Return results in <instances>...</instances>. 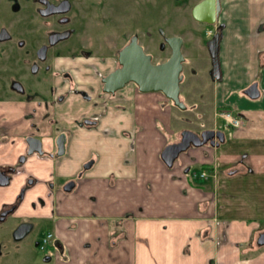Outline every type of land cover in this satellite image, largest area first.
Listing matches in <instances>:
<instances>
[{
  "label": "crops",
  "instance_id": "obj_1",
  "mask_svg": "<svg viewBox=\"0 0 264 264\" xmlns=\"http://www.w3.org/2000/svg\"><path fill=\"white\" fill-rule=\"evenodd\" d=\"M193 21L194 29L206 27ZM213 28L220 72L213 75L209 64L211 115L227 106L242 124L222 127L217 146H190L172 166L162 160V149L182 129L198 131L204 123L180 116V123L198 126L174 128L163 95L148 97L149 108L141 103L145 95L132 102L125 125L116 112L99 129H80L79 144L70 142L69 150L80 147V167L90 151L95 160L82 173L78 192L59 205L54 231L65 258L57 264H264V244L257 242L264 232V0H220ZM179 35L182 44L194 40L206 48L198 35ZM252 82L259 89L255 99L243 93ZM154 99L163 100L161 108ZM185 105V112L204 119L198 99ZM68 161L60 168L71 176L78 166L65 168ZM193 165L199 179L191 174Z\"/></svg>",
  "mask_w": 264,
  "mask_h": 264
},
{
  "label": "flooded vegetation",
  "instance_id": "obj_2",
  "mask_svg": "<svg viewBox=\"0 0 264 264\" xmlns=\"http://www.w3.org/2000/svg\"><path fill=\"white\" fill-rule=\"evenodd\" d=\"M109 1L0 0V264L7 259L57 264L65 258L64 245L50 227L61 218L60 203L78 192L82 173L95 160L90 151L80 167V147L70 152V142L79 144L80 129H99L116 112L125 125L136 94L165 96L142 91L132 80L106 89L104 77L122 67L121 51L133 41L150 54L144 42L150 30L128 27L133 22L128 11L114 27L107 25ZM160 36L159 52L168 48L170 55L166 37ZM150 55L153 64L169 57L153 62ZM222 109L231 110L222 106L215 113ZM233 115L241 125L242 117ZM217 125L196 132L219 130ZM62 160H69L65 168L78 166L71 176L62 172Z\"/></svg>",
  "mask_w": 264,
  "mask_h": 264
},
{
  "label": "rangeland",
  "instance_id": "obj_3",
  "mask_svg": "<svg viewBox=\"0 0 264 264\" xmlns=\"http://www.w3.org/2000/svg\"><path fill=\"white\" fill-rule=\"evenodd\" d=\"M109 1V5L111 4ZM112 9L106 14L104 8L105 21L108 26L114 27L116 18L119 19L124 17L125 12L128 11V15L131 16L133 22H128V27H131L132 30L137 27L148 28L150 30V36L145 42V49L152 54L153 62L157 61L162 55L167 57L169 55V49L165 48L164 52H159L157 48V43L161 38V34L165 37L182 34L186 39H188L187 34L192 33L193 36H199L204 44L206 45L209 40L208 35L205 34V28L201 27L200 29H194L196 23L193 21L191 11L193 6L197 3V0H113ZM112 12V14H111ZM111 19H109V17ZM203 24V23H201ZM158 28V29H157ZM161 30V32H160ZM179 33V34H175ZM160 34V35H159ZM181 37V36H180ZM184 38V41H185ZM181 52L184 57L182 63V73L183 80L180 83V99L184 103H189V98H193L200 104L199 110L205 112L204 119L200 117H192L190 112H185L183 109H179L176 106H172V117L175 122L173 125L176 127H194L196 122L191 124H183L179 122L180 116L190 117L192 120L203 121L202 127L212 126L213 120L218 123V114L220 112H214L211 115L212 111V84L209 77V64H211V58L208 50L205 48H200L197 46L196 41L194 42H184L181 46ZM219 64V63H218ZM196 71V74L193 72ZM189 85V87H187ZM199 88V92L195 91ZM160 92H145L142 95H145L146 98L142 99V105L149 108L150 99L153 95L159 94ZM161 95V93H160ZM138 100L139 95L136 94ZM162 96V95H161ZM149 97V98H148ZM246 98V97H245ZM250 100V99H248ZM158 103L159 107L163 100L154 99ZM254 101V100H250ZM168 105H171V102L168 101ZM187 109L186 111H188ZM220 111V110H219ZM221 122V121H220ZM186 123V122H185ZM228 125V124H227ZM201 127V125H199ZM240 126V125H239ZM174 133L172 131L171 138H174ZM182 154V153H181ZM191 174L199 179L200 169L198 166L193 165L190 169ZM194 173V174H193ZM10 190V189H9ZM264 206V199L262 200ZM51 230H54L50 227ZM48 247V245L46 246ZM34 252L39 253V256L42 255L37 247L34 248ZM9 260V261H8ZM3 264H15L13 259H7ZM28 264V263H27ZM37 264H43L37 262ZM48 264H51L49 262Z\"/></svg>",
  "mask_w": 264,
  "mask_h": 264
},
{
  "label": "water",
  "instance_id": "obj_4",
  "mask_svg": "<svg viewBox=\"0 0 264 264\" xmlns=\"http://www.w3.org/2000/svg\"><path fill=\"white\" fill-rule=\"evenodd\" d=\"M220 12V0H200L191 11L192 17L198 22L214 24ZM219 33H214L207 41L206 48L211 58L213 71H217L219 78V64L217 58ZM171 48L169 57L161 63H151V55L142 51L141 47L133 41L121 51L120 61L122 67L109 73L104 77L106 89L116 81L118 87L127 80L134 81L142 91H161L179 108L184 109L186 105L180 99V82L183 79L182 63L184 57L181 52L182 38L178 35L165 38ZM243 93L250 99L259 96V89L256 82L250 83ZM224 140V133L220 130L205 129L196 132L190 129H183L180 132L178 141L167 144L161 151V158L167 166H172L179 154L186 151L190 146H201L209 144L217 146ZM258 244H264V232L257 239Z\"/></svg>",
  "mask_w": 264,
  "mask_h": 264
},
{
  "label": "built area",
  "instance_id": "obj_5",
  "mask_svg": "<svg viewBox=\"0 0 264 264\" xmlns=\"http://www.w3.org/2000/svg\"><path fill=\"white\" fill-rule=\"evenodd\" d=\"M211 30L208 29L207 30V34H210ZM218 114V117L221 118L223 120V122L227 125H231V126H239L240 125V119L239 117L235 116L232 114L231 110H227V109H222ZM202 176H206L205 172L201 173ZM50 234H47L46 237L43 238V242H45L46 238L49 237Z\"/></svg>",
  "mask_w": 264,
  "mask_h": 264
},
{
  "label": "trees",
  "instance_id": "obj_6",
  "mask_svg": "<svg viewBox=\"0 0 264 264\" xmlns=\"http://www.w3.org/2000/svg\"><path fill=\"white\" fill-rule=\"evenodd\" d=\"M204 26H206V27H212V25H209V24H204Z\"/></svg>",
  "mask_w": 264,
  "mask_h": 264
}]
</instances>
